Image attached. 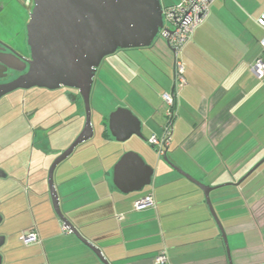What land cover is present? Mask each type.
<instances>
[{
  "label": "crops",
  "instance_id": "0c3cea01",
  "mask_svg": "<svg viewBox=\"0 0 264 264\" xmlns=\"http://www.w3.org/2000/svg\"><path fill=\"white\" fill-rule=\"evenodd\" d=\"M161 1L165 7L179 0ZM263 11L264 0L211 2L207 17L181 51L186 83L165 155L159 156L147 140L161 136L165 116L159 114L163 108L159 102L172 88L174 62L160 81L147 69L143 71L147 79L133 74L138 85L124 84L123 97L117 96L107 110L129 109L140 121L142 137L117 141L109 131L110 114L97 112L92 137L55 168L62 214L108 264H156L154 257L161 251L168 255L163 264H264V161L243 178L264 159V78L251 71L260 54L264 31L256 19ZM165 43L168 55L171 49ZM134 63L130 59L128 64ZM150 81L158 89L150 88ZM81 110L75 109L71 118H82ZM57 121L51 122L50 130L60 127ZM9 124H1L6 131L0 137V161L14 159L23 149L29 169L25 181L7 171L0 177L14 180L19 196L8 204L12 217L18 216L3 232L1 264H106L77 235L63 231L49 189L30 188V173L44 169L46 155L55 156L68 147L83 121L61 146L51 148L48 141L45 150L36 152V147H29V137L9 141ZM12 146L17 152L5 156L4 149ZM126 151L138 153L154 172L149 185L123 193L113 178L114 166ZM170 165L213 187L209 199L226 243L203 190ZM148 193L153 194L154 206L135 210L134 201ZM30 230L37 232L39 242L25 245L20 237Z\"/></svg>",
  "mask_w": 264,
  "mask_h": 264
},
{
  "label": "water",
  "instance_id": "95a60500",
  "mask_svg": "<svg viewBox=\"0 0 264 264\" xmlns=\"http://www.w3.org/2000/svg\"><path fill=\"white\" fill-rule=\"evenodd\" d=\"M162 28L161 0H33L27 23V42L31 52L28 69L14 80L0 84V97L15 89L31 87L55 90L66 86L78 90L84 105V125L70 145L52 161L48 168L47 183L53 208L63 225L90 246L106 264L100 250L79 235L62 214L54 184V171L79 144L93 135L89 99L101 61L118 50L150 47ZM162 34L165 37L166 32L162 31ZM108 120L109 131L117 141L123 142L132 135L142 137L140 121L129 109H115ZM263 161L257 163L243 178ZM170 166L203 190L206 203L226 243L209 199L213 187L196 181L177 166ZM153 172V167L138 153L126 151L114 166L113 183L123 193L139 191L151 183ZM5 176V171L0 168V177ZM4 241L5 237L0 235V247Z\"/></svg>",
  "mask_w": 264,
  "mask_h": 264
},
{
  "label": "rangeland",
  "instance_id": "374dc122",
  "mask_svg": "<svg viewBox=\"0 0 264 264\" xmlns=\"http://www.w3.org/2000/svg\"><path fill=\"white\" fill-rule=\"evenodd\" d=\"M13 1H11L12 3ZM23 0L14 1L10 7H7V4L4 10L0 13V23H4L6 25L9 23L11 18H20L23 17L26 13L24 9V5H22ZM162 3V1H161ZM24 4V3H23ZM26 8V7H25ZM11 14V15H10ZM25 17V16H24ZM23 22V19H21ZM8 25V24H7ZM166 38L163 36L160 31L156 38L154 39L152 45L148 48H135V49H123L116 51L112 56H106L100 63L91 88L89 105H90V121L93 128V122L97 121L98 113L106 114L107 116L110 114L107 112L110 104L113 100L117 98V96L124 95V84L130 86L134 82V87L138 85V80H134L133 74H140L143 78L147 79V76L143 74L144 69L150 73L149 76H153L158 81L161 80L163 75L168 74L169 65L174 62V54L169 51V54L166 55L164 52L167 50L166 47ZM150 59L154 65L150 62H146V58ZM152 58V59H151ZM132 59L135 63L129 66V60ZM103 65V66H102ZM102 67V68H101ZM149 67V68H148ZM158 68V69H157ZM100 72V73H99ZM145 72V71H144ZM120 74V75H119ZM119 75V76H118ZM151 79V78H150ZM125 81V83H124ZM149 81V80H148ZM150 83V88L158 89V86ZM127 87V86H126ZM132 87V86H131ZM148 88V89H150ZM156 91V90H155ZM61 94L59 90H43L41 88H30L21 91H13L8 93L0 98V137L6 131V128H1L2 122H10L9 129L12 130L10 132L11 138L9 141L20 137H29L31 138L33 130H38V125H44L47 127V142L49 141V146L51 148H55L57 146H61V141L66 140L72 129L76 127L77 122L85 121V111L84 107H82V118H71L73 116V109H78L80 103L76 105H71L69 99L65 94H62L61 100L59 102H51L52 99L55 98L56 95ZM123 97V96H122ZM163 105L159 114H164L165 108L163 101L161 99V103L159 105ZM71 105V106H70ZM36 106L39 107L36 112L35 118L31 121L28 119V114L31 107ZM54 107L59 110H63L60 115L61 124L60 127L55 130H50L48 127L51 125V122L55 119L59 118L55 115H52V110ZM42 108V109H41ZM25 112V114H24ZM98 112V113H97ZM45 115L52 117L48 120H45ZM159 115V116H161ZM94 120V121H93ZM19 128L16 130V128ZM12 128V129H11ZM94 132V128H93ZM7 135V133H5ZM8 136V135H7ZM6 136V137H7ZM70 144V143H69ZM69 146V145H67ZM30 147V144H29ZM28 147V152H30V148ZM150 147V146H149ZM64 148V147H63ZM67 147H65L62 151H64ZM15 149L17 152V146L11 147L8 149L6 147L4 149V154L7 157L12 156L15 153ZM22 150V153H21ZM38 151V147L34 149V152ZM61 151V152H62ZM50 153L46 155L45 167L42 171H36L30 173V188L31 189H39L38 186L42 185V187L48 190L47 183V173L48 168L51 165L54 158L57 156H53ZM14 159H9L7 161H0L1 169L7 171L8 174H12V177H21L23 180H26L28 174V156H25V152L23 149H20L18 154H14ZM24 157V159H23ZM27 159V161H26ZM34 160L35 157H33ZM39 160V159H37ZM40 165V163H38ZM14 166L22 167L17 172H12L9 170ZM36 170V166L32 167V171ZM11 179V178H9ZM55 183V182H54ZM16 190V183L14 180H0V196H4L5 198H0V233L2 234L4 231L8 229L12 222H14L16 216L12 217L11 210L8 208V204H10L13 200L19 198ZM40 190V189H39ZM58 193V192H57ZM0 234V235H1ZM5 237V234H2ZM6 239V237H5Z\"/></svg>",
  "mask_w": 264,
  "mask_h": 264
},
{
  "label": "built area",
  "instance_id": "2783aa9c",
  "mask_svg": "<svg viewBox=\"0 0 264 264\" xmlns=\"http://www.w3.org/2000/svg\"><path fill=\"white\" fill-rule=\"evenodd\" d=\"M213 0H179L178 3L163 7V28L166 32L165 38L174 54V75L173 85L170 91L163 92L161 99L164 104L165 122L160 137L151 135L148 143L152 145L159 156L165 155L169 145L173 121L177 116V100L180 90L186 83L184 75V64L181 58V51L185 44L191 39L196 27L204 21L209 13V6ZM257 24L264 31V11L256 19ZM260 54L251 65V71L258 77L264 78V34L259 41ZM155 201L152 193H148L134 201V209L142 210L154 206ZM69 230L63 226V231ZM21 241L25 245L39 242L35 230L22 233ZM156 264H163L168 261L166 251H161L154 257Z\"/></svg>",
  "mask_w": 264,
  "mask_h": 264
},
{
  "label": "flooded vegetation",
  "instance_id": "af4514ba",
  "mask_svg": "<svg viewBox=\"0 0 264 264\" xmlns=\"http://www.w3.org/2000/svg\"><path fill=\"white\" fill-rule=\"evenodd\" d=\"M11 1L14 2L18 0H0V13L4 10L6 4H7V7H10L12 4H15L13 2L11 3ZM22 5H24L23 7L26 11L24 15L25 17L23 16L17 19L11 18L9 23H7L8 25L7 24L4 25L3 22L0 23V84L14 80L21 74L25 73L29 66L28 60L31 58V52H30V47L27 42V23L29 21L30 13L32 11L33 0H23ZM21 19H23V22L21 21ZM31 88H34V87H31ZM35 88L49 90V89L42 88V87H35ZM21 90H25V89H15L13 91L17 92ZM55 90H59L61 94L56 95L55 98L52 99L51 102H59V100H61L62 94H65L66 97L69 99L71 105L74 106L77 103H80L79 108L81 107V105L82 107H84L83 100L81 96L79 95L77 89L69 88L66 86H61L60 88H57ZM54 108L55 109L52 115L59 117L57 118L58 119L57 122H60L62 118L60 113L64 109L58 111L57 107H54ZM31 109L32 110H30L27 113L29 115L28 116L29 121L35 118L36 112L38 111L39 107L33 106L31 107ZM52 115L51 116L45 115L44 119L48 120V118L50 119ZM33 131L34 132L32 133V136L30 138L31 139L30 146H33L34 148L38 147L39 150L41 149L45 150L46 143L48 140L47 139L48 138L47 137V127L39 124L38 130L37 131L33 130ZM21 168L22 167L20 166H14L10 168L9 170L19 171ZM28 169H29V166H28Z\"/></svg>",
  "mask_w": 264,
  "mask_h": 264
},
{
  "label": "trees",
  "instance_id": "16d2710c",
  "mask_svg": "<svg viewBox=\"0 0 264 264\" xmlns=\"http://www.w3.org/2000/svg\"><path fill=\"white\" fill-rule=\"evenodd\" d=\"M168 44V43H167ZM148 48V47H147Z\"/></svg>",
  "mask_w": 264,
  "mask_h": 264
}]
</instances>
